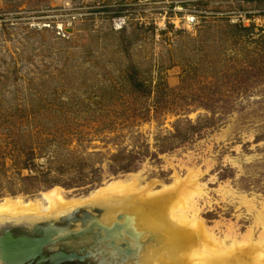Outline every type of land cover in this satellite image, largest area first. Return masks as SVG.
<instances>
[{
    "label": "rangeland",
    "instance_id": "obj_1",
    "mask_svg": "<svg viewBox=\"0 0 264 264\" xmlns=\"http://www.w3.org/2000/svg\"><path fill=\"white\" fill-rule=\"evenodd\" d=\"M134 178L153 192L183 182L216 241L264 246V0H0V202ZM106 215L83 206L0 234L45 226L63 237L47 256L132 264Z\"/></svg>",
    "mask_w": 264,
    "mask_h": 264
},
{
    "label": "bare ground",
    "instance_id": "obj_2",
    "mask_svg": "<svg viewBox=\"0 0 264 264\" xmlns=\"http://www.w3.org/2000/svg\"><path fill=\"white\" fill-rule=\"evenodd\" d=\"M187 191L186 184L176 181L160 191L153 192L149 186L140 187L134 178L110 182L84 199L69 200L65 198L62 189L55 187L42 194L39 200H2L0 225L12 223L36 226L42 221H60L83 206L98 205L107 210L103 223L99 222V228L106 240L112 241V245H117L115 238L124 240L127 246L125 248V245L121 244V247L125 248L127 253L134 254L135 262L132 264H264L263 245L257 251L249 247L248 251L246 248V251L239 252L235 245L225 247L216 241L196 217L193 207L189 206ZM56 232L58 231L44 228V233L52 243L63 239ZM72 234L69 233L65 238ZM1 241L7 244L6 241ZM11 243L6 246V263L2 260L4 254L0 250L2 262L24 264L30 254L26 252L32 251V248L19 251L14 247L23 248L25 245L17 241ZM135 244L138 247L134 246ZM10 256L19 258L13 260ZM51 259V263L55 264L62 258ZM2 262L0 261V264H3Z\"/></svg>",
    "mask_w": 264,
    "mask_h": 264
},
{
    "label": "water",
    "instance_id": "obj_3",
    "mask_svg": "<svg viewBox=\"0 0 264 264\" xmlns=\"http://www.w3.org/2000/svg\"><path fill=\"white\" fill-rule=\"evenodd\" d=\"M71 219H73V216L71 217ZM43 227H35V229H34V232H36L38 235L42 236L40 239H34V238H30V237H22V238H19V239H14V241H17V243L22 242V243H19V244L25 245L23 248L15 246L14 247L15 249H19V251H22V249L26 250V248H32V251L35 250L34 252H32V251L26 252V253H30V254H28L26 260H24V263L29 261V260H33V259H35L37 257H41V259H42V254H41L42 253V249L45 246L49 245V243H50V241L48 240L47 234L44 233V228ZM1 239L2 238H0V250L4 254V256H2V260H3L4 263H6V261L8 260L7 257L5 256L7 254V247L1 241ZM39 251L41 253H38ZM63 253L64 252H60L58 254H55V255L51 256V258L52 257L62 258L61 260L57 261L55 264H58V263L64 262V261L71 262V261H74L76 259L80 260L79 257L72 256L73 254L67 255V254H65V253L63 254ZM51 258L49 260H51ZM14 264H17V263H14Z\"/></svg>",
    "mask_w": 264,
    "mask_h": 264
},
{
    "label": "flooded vegetation",
    "instance_id": "obj_4",
    "mask_svg": "<svg viewBox=\"0 0 264 264\" xmlns=\"http://www.w3.org/2000/svg\"><path fill=\"white\" fill-rule=\"evenodd\" d=\"M30 227H32V226H30ZM43 228H45V227H43ZM34 229H35V227H34ZM34 229H33V231H34ZM22 237H30V238H34V239H40L41 238L40 235H38L36 232L34 234L29 235L26 232H20V231L19 232H14L13 230H3V232H1V234H0V238H2L1 240H4V241L7 242L6 246H8V244H12L11 242H13L14 239H19V238H22ZM49 244L51 245L53 243L50 242ZM50 245H48V246H50ZM60 252H64V251H55V252L49 254L48 256L42 253V259H41V257H37V258H35L33 260H29V261L25 262L24 264H52L51 263L52 259L51 260H49V259L51 258V256H53L55 254H58ZM64 253H67V252H64ZM10 257L13 260L19 258V256H13V257L10 256ZM77 257H79V256H77ZM0 261L2 262L1 257H0ZM80 263H81V260L76 259V260L71 261V262L64 261V262H60L58 264H80Z\"/></svg>",
    "mask_w": 264,
    "mask_h": 264
},
{
    "label": "trees",
    "instance_id": "obj_5",
    "mask_svg": "<svg viewBox=\"0 0 264 264\" xmlns=\"http://www.w3.org/2000/svg\"><path fill=\"white\" fill-rule=\"evenodd\" d=\"M132 87L137 91V92H142V93H144L145 92V89H144V82L143 81H141V80H137V79H132ZM146 88V87H145ZM52 138L57 142V143H59L60 141H66L65 139V136H61V137H59L58 139H56L55 137H53L52 136ZM53 143V142H52ZM67 143H69V142H67ZM67 143H65V144H67ZM45 147H48V146H45ZM23 154H24V161L23 162H21V164H19L20 166L19 167H29V165H31L32 164V160H33V158L36 156L35 154H34V150H32L31 148L28 150V151H26V150H24V152H23ZM129 168H130V165L129 166H120V168H119V170L120 171H123V172H127L128 170H129ZM17 170H18V168H16ZM60 169H62V166L61 167H59L58 168V170L57 171H60ZM50 171L49 170H47V172H46V174H48ZM51 190V189H50ZM49 191V190H48Z\"/></svg>",
    "mask_w": 264,
    "mask_h": 264
}]
</instances>
